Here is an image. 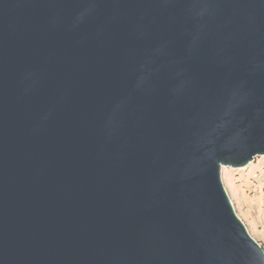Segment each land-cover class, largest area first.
<instances>
[{
  "label": "water",
  "instance_id": "95a60500",
  "mask_svg": "<svg viewBox=\"0 0 264 264\" xmlns=\"http://www.w3.org/2000/svg\"><path fill=\"white\" fill-rule=\"evenodd\" d=\"M260 156L264 0H0V264H264Z\"/></svg>",
  "mask_w": 264,
  "mask_h": 264
},
{
  "label": "rangeland",
  "instance_id": "374dc122",
  "mask_svg": "<svg viewBox=\"0 0 264 264\" xmlns=\"http://www.w3.org/2000/svg\"><path fill=\"white\" fill-rule=\"evenodd\" d=\"M223 181L237 214L264 247V156L244 168H224Z\"/></svg>",
  "mask_w": 264,
  "mask_h": 264
}]
</instances>
